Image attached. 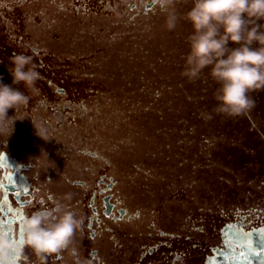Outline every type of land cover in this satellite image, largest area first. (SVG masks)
Listing matches in <instances>:
<instances>
[{"label":"rangeland","instance_id":"obj_1","mask_svg":"<svg viewBox=\"0 0 264 264\" xmlns=\"http://www.w3.org/2000/svg\"><path fill=\"white\" fill-rule=\"evenodd\" d=\"M4 1V50H27L28 42L37 48L25 52L38 82L67 88L61 95L50 85L53 148L89 144L115 153L126 169L133 165L137 205L175 216L180 196L184 220L209 214L216 242L224 213L264 208V90L251 93L255 107L241 116L200 119L216 106L217 85L207 69L193 83L180 75L192 32L187 21L171 32L160 10L132 21L126 0H80L79 7L75 0ZM191 6L182 0L177 11ZM8 69L0 70L5 84ZM16 87L30 104L45 96L39 86L38 94ZM60 97L83 103L87 114L56 125Z\"/></svg>","mask_w":264,"mask_h":264},{"label":"flooded vegetation","instance_id":"obj_2","mask_svg":"<svg viewBox=\"0 0 264 264\" xmlns=\"http://www.w3.org/2000/svg\"><path fill=\"white\" fill-rule=\"evenodd\" d=\"M75 1V7H79L80 0ZM126 3L132 21L159 10L157 0H126ZM4 5L5 1L0 0V8ZM3 20L0 17V26ZM1 43L2 71L10 67L14 54L29 55L25 52L28 50L37 53V48L28 42L25 43L27 50L14 48L10 52ZM7 84L12 85V81ZM53 84L50 80L37 81L35 92L38 94L37 88L41 87L44 98L39 104L22 106L11 134L0 135V152L7 158L6 167L0 168V181H4V188L0 189L3 207L0 221L4 222V230L10 237H18L21 219H13L9 208L16 216L30 215L42 208H53L56 202H63L65 193L72 192L70 206L83 217L82 231L75 234L70 249L48 256L46 264H235L221 255L229 252V242L235 246L243 242L242 238L237 239L242 233L264 229V208L237 207L224 213L216 231L219 235L216 242V227L209 214H201L200 218L191 214L184 220L180 196L175 216L169 209L147 211L137 205L133 165L126 169L125 162L118 160L115 153L89 144L53 148L50 145V132L55 127L50 122V85ZM53 87L61 95L67 92L63 85ZM60 98L54 115L62 120H57L56 125L62 126L71 118L87 114L83 103L78 104L69 97ZM8 116H16L15 110L9 109ZM34 125L46 131L48 140L36 134ZM9 172L15 186L6 181ZM24 189H28L27 194ZM16 192L20 195H15ZM5 194L7 204L3 203ZM252 239L258 243V233ZM24 256L27 259L17 258V264H39L30 249H24Z\"/></svg>","mask_w":264,"mask_h":264},{"label":"clouds","instance_id":"obj_3","mask_svg":"<svg viewBox=\"0 0 264 264\" xmlns=\"http://www.w3.org/2000/svg\"><path fill=\"white\" fill-rule=\"evenodd\" d=\"M157 2L167 31H174L181 19L192 28L180 75L193 83L207 69L217 85V104L211 112L201 111L200 119L210 121L213 113L237 117L255 107L251 93L264 90V0H192L191 8L183 14L177 11L182 0ZM8 70L12 85L22 84L30 91L41 78L33 57L24 53L10 58ZM12 85L0 78V135L11 134L19 110L29 102V96ZM9 109H14L16 116L9 117ZM35 128L38 136L48 140L44 129ZM72 200L73 193L68 192L53 208L25 214L17 238L0 231V264H17L21 257L26 260L24 249H30L39 264H46L52 254L69 250L84 224L83 217L72 210Z\"/></svg>","mask_w":264,"mask_h":264},{"label":"snow or ice","instance_id":"obj_4","mask_svg":"<svg viewBox=\"0 0 264 264\" xmlns=\"http://www.w3.org/2000/svg\"><path fill=\"white\" fill-rule=\"evenodd\" d=\"M7 158L6 155L0 152V168L6 167ZM6 181L9 184L15 186L12 173L9 172L6 175ZM4 188V181H0V189ZM28 189H24V193L27 194ZM15 195H20V192H16ZM3 203H8L7 194L4 195ZM3 211V207L0 206V212ZM9 213L13 214V219H22L23 216H16L12 208L8 209ZM138 215V214H137ZM0 231H4L9 235V232L4 230V222L0 221ZM254 233H258L259 242L253 241L252 236ZM15 238V237H12ZM243 239L242 243H238L232 246L231 241L229 242V252L221 253L224 259L231 260L235 264H264V229L253 230V232L242 233L237 239Z\"/></svg>","mask_w":264,"mask_h":264},{"label":"water","instance_id":"obj_5","mask_svg":"<svg viewBox=\"0 0 264 264\" xmlns=\"http://www.w3.org/2000/svg\"><path fill=\"white\" fill-rule=\"evenodd\" d=\"M61 90H62V89H61ZM61 90H60V91H61Z\"/></svg>","mask_w":264,"mask_h":264}]
</instances>
